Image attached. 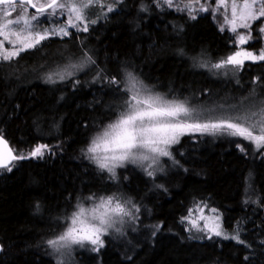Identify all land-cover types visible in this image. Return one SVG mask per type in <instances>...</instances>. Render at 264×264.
<instances>
[{
    "label": "trees",
    "instance_id": "16d2710c",
    "mask_svg": "<svg viewBox=\"0 0 264 264\" xmlns=\"http://www.w3.org/2000/svg\"><path fill=\"white\" fill-rule=\"evenodd\" d=\"M117 1L107 17L95 13L87 31L0 62V135L14 154L28 156L11 172L0 169V264H264V147L220 133L186 135L155 176L135 163L113 175L87 151L127 109L128 74L141 93L194 112L209 101L218 111L264 101V60L246 62L226 80L211 65L236 52L238 36L223 28L221 15L164 0ZM257 25L264 27L258 20L241 31L255 55L264 52ZM40 145L48 146L43 156H30ZM109 197L125 203L130 226L110 231L98 252L79 249L65 262L47 242L81 207ZM196 205L217 210L238 239L190 232Z\"/></svg>",
    "mask_w": 264,
    "mask_h": 264
},
{
    "label": "snow or ice",
    "instance_id": "6c2138e0",
    "mask_svg": "<svg viewBox=\"0 0 264 264\" xmlns=\"http://www.w3.org/2000/svg\"><path fill=\"white\" fill-rule=\"evenodd\" d=\"M196 2L199 3V0H196ZM93 3H99V0H81L79 4L75 3L74 0L73 2H69V0H63V2L49 0L46 4L34 3L33 0H23V3H20L19 0H0V6H4L0 7V38H2L0 39V54H2L0 58L9 60L18 55L20 51H24L25 48L34 47L35 44H38L48 36L47 30L43 33H34V42L26 44L22 42V47L16 49V42L11 40L10 37L15 36L17 40H20V34L18 30L11 29V25L20 24L23 21L26 26L31 27L30 20L38 21L49 9L52 10L49 14L54 15L57 8H66L73 14L76 20L82 21V9L89 7ZM164 3L169 7L173 6V0H164ZM223 3L224 0H216V7H219ZM28 7L34 10L30 19L23 15L24 12L28 11ZM237 7V3L233 0V19L230 21L234 25L232 28L233 32L236 31L235 24L237 19L240 21V27L244 28H251V25L248 23L250 20H260V23L264 24V0H243L239 13H237ZM17 8H20L22 11L17 12L15 18L9 19L12 13L17 11ZM111 10V7H109V11ZM200 10L208 11V7L202 6ZM214 11L215 9H213ZM92 22L94 23L95 21ZM68 23L70 27H75L71 21ZM257 27L260 32L264 33V27L260 25H257ZM79 30L87 31L88 29L85 25ZM64 35H68V32L64 31ZM239 41L241 44L245 43L246 37L239 35ZM5 42H8L14 50L5 49ZM245 59L254 61L264 60V52L254 55L252 52L246 50L236 51L223 61L211 65V67L220 69L231 65L234 69H238L243 66ZM86 62L94 63L90 56L86 57ZM68 74L71 75V73ZM63 78L61 76V79ZM109 83L118 84L119 82L113 78ZM128 85V91L131 93V96L130 99L125 101L127 111L123 112L115 123H110L101 134L96 136L91 146L87 149L88 153L93 154L101 151L109 153L110 155L93 158L97 161L100 169H107L113 175H115L113 169L118 165H123L125 161L135 163L151 159L155 163L158 156L172 158V152L169 151V148L180 144L183 136L193 133H200L202 135H216L220 133L240 137L255 143L257 146L264 144V101H261L258 110L253 111L251 116L247 118L230 116L216 120L215 122H190L194 119V109L186 103L167 100L160 95L149 94L142 96L141 90L137 88V82L131 74H128ZM252 117H256L257 119L252 124H248L247 120L252 119ZM237 146L239 147L240 145ZM47 147V145L37 146L31 151L30 156H43L44 150ZM140 150L150 152L153 156L149 157ZM27 158L28 156L23 154H13V150L8 147V142L0 135V169L11 172V161ZM175 162L178 163V161ZM147 174L152 176V172H148ZM111 200L112 198L110 197L107 201H102L99 208H105L106 204H111ZM212 211H215V209H212ZM86 212H90V218L86 217ZM113 212L117 215L121 213L128 214L124 212V208L119 204L116 205ZM72 224H79L80 227H71L58 238L49 240L47 243L50 248L54 251H59L60 248L70 245L83 247L85 244H88L92 246L89 250L98 252L99 248L104 246V241L101 237L107 234L109 228L113 227L114 221L106 210L98 212L96 208L87 210L81 207L78 213H74ZM215 234L221 235L219 231ZM225 238L228 237L225 236ZM232 238L238 239V237ZM238 242L243 243V241Z\"/></svg>",
    "mask_w": 264,
    "mask_h": 264
},
{
    "label": "rangeland",
    "instance_id": "374dc122",
    "mask_svg": "<svg viewBox=\"0 0 264 264\" xmlns=\"http://www.w3.org/2000/svg\"><path fill=\"white\" fill-rule=\"evenodd\" d=\"M33 2L38 3V4H46L49 2V0H33ZM58 2H63V0H58ZM69 2H73V0H69ZM74 2L79 4V3H81V0H74ZM235 2L238 5L237 13H239L240 5H242L243 0H235ZM117 3H118L117 0H108V2H106L105 0H99V3L91 4L89 7L82 9V13H83V20L82 21L76 20L75 17L73 16V14L70 13L66 8L65 9L57 8L54 15L49 14L52 11L49 9L48 12L44 16L40 17V19L38 21H31L30 20L31 27L26 26L23 23V21H21L20 24L11 25L10 26L11 29H15V30L19 31L20 40H17L15 36L10 37V39L16 42V49H19L20 47H22V42L24 44H26V43L35 41L34 33H43L45 30L48 31V36H47V38L41 40L38 44L42 43L44 40H47L49 38L67 37V36H69V34L72 30L78 32V31H80L79 29H82L85 25L87 26V29H88L91 25L96 23V22H94V23L92 22V21H95L93 19V16L95 15V13H97V14L99 13L102 16V18L107 17L109 12H110L109 7H111V9L114 10L115 5ZM232 3H233V0H224V3L222 5H220L219 7H216V0H199V3H197L196 0H173V4L175 5V7L180 8V9H186L190 12H195V13L196 12L197 13H211L212 15L214 14L218 19L220 18V15H221L223 28H226V29L230 30L231 32H233L232 28L234 26L232 23H230V21L233 19V17H232ZM202 6L208 7V11H201L200 9ZM0 7H4V6H0ZM213 9H215L214 12H213ZM20 11H22V10L20 8H17V11L13 12L12 16H10L9 19L15 18L17 15V12H20ZM33 12H34V10L31 9V7H28V11L24 12L23 15L30 19ZM69 21H71V23L73 25H75V27H70L69 23H68ZM256 21H258V20H256ZM256 21L250 20V21H248V23L252 26V24H254ZM235 27H236V31L233 33H236L238 36L237 37V47L238 48L236 51H245L244 47L249 43L251 36H250V34L246 35L245 33H242L241 31L242 30H244V31L249 30L250 31L251 28L240 27L239 19L236 20ZM62 29H63V31H61ZM64 31H67L68 35H64ZM249 31H247V32H249ZM259 33H262V32L259 31ZM239 35H244L246 37L245 43H243V44L240 43ZM263 35H264V33H263ZM0 39H2V38H0ZM38 44H35L34 47H31V48H25L24 51L33 49ZM4 46H5V49H7V50H14V49H12V46L8 42H5ZM24 51H20L18 55L12 57L11 59L17 58ZM0 56H2V54H0ZM11 59H9V60H11ZM9 60H3L2 58H0V62L1 61H9ZM255 61H261V60H255ZM255 61L251 60V59H245L243 66L246 62H255ZM242 67H240L238 69H234L233 66L228 65V66H226L224 68H220V69L214 68L215 70H213L212 72H213V74H220L221 73L222 78H224L226 80H232L236 76V71H239ZM141 95L147 96L149 94L141 93ZM228 100H229V98H228ZM210 104L211 103L209 101L207 103H204V104L201 103V105L199 107L202 108V110L194 112V119L190 122H199V123L215 122L216 120H219L222 118H227L230 116H240L241 118H247V117L251 116V113L253 111L258 110V108H259V105L255 106V107H253V106H245L242 108L237 107L234 109H226V108L219 107L221 109L217 111V110H214V108H216V107H213V105H210ZM125 111H127V109ZM256 119H257L256 117H252V119L247 120V123L252 124ZM254 134H255V132H254ZM191 135L192 136L200 135V133H193ZM251 143H253V142H251ZM253 145L256 148L264 147V144L257 146L255 143H253ZM161 146L163 147V145H161ZM140 151L143 152L144 154L148 155L149 157L153 156L152 153L146 152L145 150H140ZM94 155H95V157H102L104 155H110V154L104 153L101 151V152L95 153ZM167 159H168V157L158 156V157H156L155 163H153V161L151 159H149L147 161H137V162H135V164L142 166V169H144L148 172H152L154 174L157 172L159 173L161 171L162 162L165 163ZM125 163H133V162L125 161L123 163V165ZM149 165H151V166L149 167ZM118 166H120V165H118ZM116 168L117 167H115L114 169H116ZM152 176H155V175H152ZM111 198H112L111 204H106L105 208H99V205L101 204L102 201H107L108 198H105L104 200H102L99 203L93 204L90 207V209H88V210H91L93 208H96L98 210V212H103L106 210L112 216V219L114 221L113 227L109 228L107 231V234L103 235L101 237L103 241H104L105 237L108 236L110 231H115V232L121 234L125 231V229L128 226H130V216L128 214L125 215V214L121 213V214L117 215L116 213L113 212V209L116 207L117 204H119L124 208V212L128 213L126 211L125 203H123L117 197H111ZM212 209H214V208L208 207L206 205H196L194 208H192V210L190 211V214L188 215V218H187V223L189 224L188 229L190 230V232H192L195 236H197L200 239H203V238H205V239L221 238V239H225V240L226 239H232V237H233L232 234L229 233V231L225 230L222 216L220 215V213H218L217 210L212 211ZM78 212H79V210L77 211V213ZM86 217L90 218V212H86ZM73 218H74V216L71 217L70 222L68 224V228L66 229L65 232H67L68 229L71 227H76V228L80 227L79 224H76V225L72 224ZM217 231H219L221 233V235H216L215 233ZM225 236H227L228 238H225ZM197 237H195V238H197ZM91 247L92 246L88 245V244H85L83 247H81L79 245H70V246L65 247V248H60V250L55 251V253H58V255L61 258L65 259V262H66V261L70 260L72 255L77 250H79V249L89 250ZM68 264H69V262H68Z\"/></svg>",
    "mask_w": 264,
    "mask_h": 264
},
{
    "label": "water",
    "instance_id": "95a60500",
    "mask_svg": "<svg viewBox=\"0 0 264 264\" xmlns=\"http://www.w3.org/2000/svg\"><path fill=\"white\" fill-rule=\"evenodd\" d=\"M19 2L20 3H23V0H19ZM4 138V137H3ZM5 139V138H4ZM6 140V139H5ZM7 141V140H6ZM8 142V141H7ZM8 147H9V149H12L11 148V146L9 145V143H8ZM13 154H14V152H13ZM14 163V161H11V164H10V166H12V164ZM1 254H2V245H1V242H0V257H1Z\"/></svg>",
    "mask_w": 264,
    "mask_h": 264
},
{
    "label": "bare ground",
    "instance_id": "6f19581e",
    "mask_svg": "<svg viewBox=\"0 0 264 264\" xmlns=\"http://www.w3.org/2000/svg\"><path fill=\"white\" fill-rule=\"evenodd\" d=\"M46 71V70H45ZM48 71H49V68H48ZM52 72V71H51ZM44 73V72H43Z\"/></svg>",
    "mask_w": 264,
    "mask_h": 264
}]
</instances>
